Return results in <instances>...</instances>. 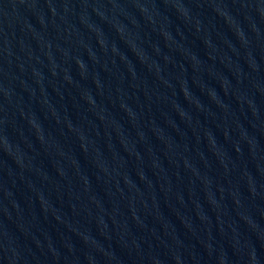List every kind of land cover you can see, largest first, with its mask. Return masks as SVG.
I'll return each instance as SVG.
<instances>
[{
    "label": "water",
    "instance_id": "95a60500",
    "mask_svg": "<svg viewBox=\"0 0 264 264\" xmlns=\"http://www.w3.org/2000/svg\"><path fill=\"white\" fill-rule=\"evenodd\" d=\"M6 264H264V0H0Z\"/></svg>",
    "mask_w": 264,
    "mask_h": 264
}]
</instances>
